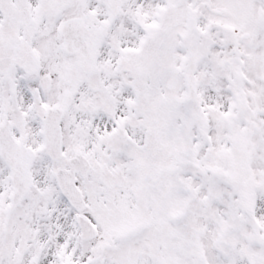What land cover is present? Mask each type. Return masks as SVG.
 Wrapping results in <instances>:
<instances>
[{"label":"snow or ice","instance_id":"1","mask_svg":"<svg viewBox=\"0 0 264 264\" xmlns=\"http://www.w3.org/2000/svg\"><path fill=\"white\" fill-rule=\"evenodd\" d=\"M0 264H264V0H0Z\"/></svg>","mask_w":264,"mask_h":264}]
</instances>
